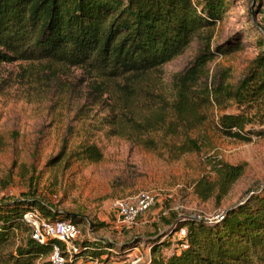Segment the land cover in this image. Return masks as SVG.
Listing matches in <instances>:
<instances>
[{
    "label": "rangeland",
    "instance_id": "1",
    "mask_svg": "<svg viewBox=\"0 0 264 264\" xmlns=\"http://www.w3.org/2000/svg\"><path fill=\"white\" fill-rule=\"evenodd\" d=\"M229 1L220 21L199 31L179 55L144 73L105 77L47 59L0 62V202L26 194L61 218L80 216L82 239L112 242L96 264H145L156 238L170 242L161 247L165 256L180 248V233H172L165 219H212L248 198L250 189L264 183V133L249 142L222 135L216 129L219 109L198 97L222 75L236 84L264 38V0ZM228 41L239 48L215 55L197 76L193 98L201 105L200 123L180 121L174 112L179 74L202 47L211 51ZM188 138L198 150H182ZM91 144L101 153L99 160L83 157L81 149ZM218 160L246 166L217 203L214 195L201 199L195 185L214 178ZM139 190L153 192L156 202L132 224L117 223L112 201ZM25 235L18 231L5 251H14Z\"/></svg>",
    "mask_w": 264,
    "mask_h": 264
},
{
    "label": "trees",
    "instance_id": "2",
    "mask_svg": "<svg viewBox=\"0 0 264 264\" xmlns=\"http://www.w3.org/2000/svg\"><path fill=\"white\" fill-rule=\"evenodd\" d=\"M229 3V0H0V62L47 59L84 66L105 77L144 73L179 55L199 31L211 28L223 18ZM257 47L258 52L236 84L228 83L222 75L210 89L201 88L198 96L201 102L214 103L219 109L218 132L242 142L264 133V38L258 40ZM238 48L239 44L231 41L216 45L211 51L206 45L192 65L179 74L174 112L180 121L200 123L196 112L201 105L193 98L197 76L215 55H226ZM231 105L235 111H226ZM182 148L199 149L196 140L189 138ZM81 153L90 160L101 158L94 144L84 146ZM245 166V161L231 164L218 160L212 165L214 178L200 179L195 192L201 199L214 195L218 203L243 174ZM249 193L243 202L224 210L220 219L209 221L189 216L165 219L172 233L185 228V234L176 240L180 248L165 256L161 247L170 242L157 243L160 237L156 238L145 264H264V183ZM31 209L51 218L59 215L41 199L26 194L0 202V264H49L51 241L35 242L22 221V215ZM62 217L75 224L81 220L80 216ZM18 231L25 232L23 241L14 251H5ZM91 240L79 241L75 259L96 260L98 254L112 247V242L102 237ZM66 264H76V260Z\"/></svg>",
    "mask_w": 264,
    "mask_h": 264
},
{
    "label": "built area",
    "instance_id": "3",
    "mask_svg": "<svg viewBox=\"0 0 264 264\" xmlns=\"http://www.w3.org/2000/svg\"><path fill=\"white\" fill-rule=\"evenodd\" d=\"M155 202L156 196L153 192L139 190L131 197L114 199L111 203V210L116 216L117 223L129 225L145 213ZM223 212L208 220L213 221L222 218ZM189 217L202 218L199 216ZM22 221L29 227L30 237L35 242L44 244L51 241V250L48 255L49 264H66L73 260H76L77 264H96L98 262L97 259H75L74 255L79 252L78 243L82 240V231L77 224L69 219L50 218L44 216L37 209H31L22 215ZM178 232L180 236H183L185 228H181ZM87 235L91 237L89 232H87Z\"/></svg>",
    "mask_w": 264,
    "mask_h": 264
},
{
    "label": "water",
    "instance_id": "4",
    "mask_svg": "<svg viewBox=\"0 0 264 264\" xmlns=\"http://www.w3.org/2000/svg\"><path fill=\"white\" fill-rule=\"evenodd\" d=\"M72 216H78V215H72Z\"/></svg>",
    "mask_w": 264,
    "mask_h": 264
}]
</instances>
